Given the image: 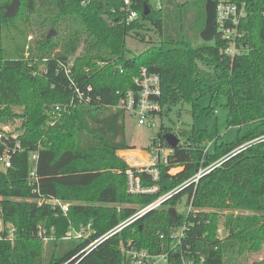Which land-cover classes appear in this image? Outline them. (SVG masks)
Returning a JSON list of instances; mask_svg holds the SVG:
<instances>
[{
	"label": "trees",
	"instance_id": "16d2710c",
	"mask_svg": "<svg viewBox=\"0 0 264 264\" xmlns=\"http://www.w3.org/2000/svg\"><path fill=\"white\" fill-rule=\"evenodd\" d=\"M12 1L0 0V123L13 122L3 121L14 116L9 106H24L19 125L27 150L15 157L11 169L0 170L3 218L17 228L13 242L0 233V264H123L121 249L129 242L154 254L170 251L169 240L160 236H168L183 221L189 224L187 243L197 264L199 257L204 264H255L254 256L264 250V141H258L264 137V0H246L247 16L239 26L243 37L233 55L227 53L230 43L217 25L219 0H203L202 12L188 25V0H168L173 8H164L162 0L164 9L159 10L150 0H132L130 10L122 0H20L18 15L7 20L5 9ZM131 11L138 18L128 21ZM52 30L56 34L48 38ZM191 33L200 45H193ZM146 38L150 48L129 55L127 40L145 43ZM36 58L42 64L33 63ZM69 65L70 77L64 72ZM142 67L160 75L163 109L190 105L195 115L203 98H210L207 112L225 101L227 124L237 129V136L206 152L205 130L174 133L161 125L152 145L168 147V134L178 135L180 144L168 165L157 166L156 182L139 175L144 186H157L158 191L132 195L127 175L132 168L116 154L131 148L127 113L113 106L117 91L130 89ZM77 89L85 99L78 98ZM57 105L69 109L51 125ZM35 151V184L43 197L68 204L67 215L59 207L32 201L36 196L28 159ZM122 155L132 165L146 163L139 152ZM220 160L221 166L196 184L86 250L132 218L140 211L137 206L147 207ZM189 205L188 216L178 212L179 206ZM170 209L176 210V219ZM221 219L223 237L217 235ZM88 227L85 238L60 241ZM44 239L49 240L46 248ZM172 258V264L180 263L177 256Z\"/></svg>",
	"mask_w": 264,
	"mask_h": 264
},
{
	"label": "built area",
	"instance_id": "2783aa9c",
	"mask_svg": "<svg viewBox=\"0 0 264 264\" xmlns=\"http://www.w3.org/2000/svg\"><path fill=\"white\" fill-rule=\"evenodd\" d=\"M152 5L162 9V0H150ZM124 9L130 10L132 0H122ZM264 16V12L262 13ZM247 16V2L246 0H219L217 5V25L224 38H226L230 46L227 49V53L235 54L236 44L239 39L243 37L240 33L239 26L241 20ZM138 18L136 12L131 11L128 15V21H133ZM72 64V63H71ZM70 64V65H71ZM64 67V72L70 77L71 67ZM133 86L126 91H117L118 103L113 106L116 110L125 111L129 116L134 117L138 126H156V123L160 121L163 114V107L160 102L162 95L161 90V77L157 73H152L147 68H140L137 75L132 79ZM90 90V89H89ZM78 98L85 99L83 93L80 90H76ZM87 102L90 98H87ZM69 106L57 105L51 110L50 124L54 125L60 121L65 113L68 111ZM23 130L21 125L16 122H4L0 123V170L3 172L8 171L13 167L14 159L17 155L26 152V147L23 146ZM258 141H264V137L259 138ZM180 144V143H179ZM42 146L39 145L38 149ZM209 146L206 148V152ZM173 148L170 146L164 147L161 144H157L151 148L147 158V162L143 165L132 167V170L127 171L128 175V192L132 195H145L152 194L158 191V187H146L143 185L140 174H147L152 177V181L156 182L159 179L158 165H168L169 158L173 154ZM38 151L31 152L29 154V181L31 185H34L32 193L36 198L32 200L39 206L44 204H50L54 208L59 207L64 215H67L69 211V205L56 199H47L40 194L38 187L39 178L37 177V164H38ZM225 160V159H224ZM224 160L218 161L215 165L208 169L200 170V172L183 187L176 188L172 192L160 197L155 202L151 203L147 207L138 211L132 218L120 224L118 227L110 231L106 236L92 243L86 250H90L99 244L103 239L111 237L119 233L123 228L129 226L146 212L159 208L164 201L170 199L174 194L179 193L185 186L196 184L202 175L210 173L214 168L221 166ZM134 169V170H133ZM174 171V170H173ZM171 171V173L173 172ZM35 182L37 184H35ZM192 211V205H189L183 214L188 216ZM185 219V218H184ZM17 228L11 224L6 223L3 218L2 209L0 207V233L7 237L8 240L14 241ZM189 232V224L183 221V224L173 230L168 236L161 235L160 240H169L170 251L160 254H154L150 250L139 249L132 245L131 242L121 249L124 255L123 264H172L175 255L179 258V264H197L195 255L192 253L190 245L187 243V236ZM89 233V227L87 230H81L79 232L71 231L68 233L65 239H82ZM225 234L224 227L217 228V235L223 237ZM172 258V260H171ZM204 257H199L198 264H204Z\"/></svg>",
	"mask_w": 264,
	"mask_h": 264
},
{
	"label": "rangeland",
	"instance_id": "374dc122",
	"mask_svg": "<svg viewBox=\"0 0 264 264\" xmlns=\"http://www.w3.org/2000/svg\"><path fill=\"white\" fill-rule=\"evenodd\" d=\"M163 1L165 2L164 8H166V6H169L167 4L168 0H163ZM175 1L177 3H183V4L186 3V0H175ZM188 3L189 4L188 6H186V9L188 10L189 7L190 10L187 16V20H188L187 25L189 24V22L190 23L193 22L196 16L195 13L199 14L202 12L203 0H188ZM153 7L159 10V8L155 6ZM169 7L173 8L172 6ZM148 35H151L153 39H156L157 37L156 35H154L153 32H149ZM190 37L194 46L200 45V41L196 38V36L193 33L190 34ZM31 40L32 37H29L28 41L31 42ZM148 41H150L148 38H146L145 43L133 39H128L127 47L131 51V54L129 55L136 56L149 49L152 44ZM28 49L29 47L26 48V51H28ZM26 57L30 58L28 53H26ZM41 62L42 61H40L37 58L33 59V63L42 64ZM198 103L199 105L198 108L196 109L195 115H193L192 107L190 105H179L176 107H171L170 109L166 107L165 109H163L164 112L163 116L160 119V121L156 123V126H138L137 122L135 121V118L127 114L126 139H127V143L130 145L131 148L117 151L116 152L117 156L121 158L124 162H126L130 168L136 167L137 165L130 164L129 161L125 157H123L122 153L136 151L139 152L141 155L142 154L145 155L147 161L148 155L150 153L149 151L153 147L152 139L158 134L161 125L167 129H171L174 133H178L184 129H189V128L191 129L192 127L205 130L207 135L209 136L208 145H209V150L211 152L215 150L216 142L219 144L233 142L237 136V129L230 128L227 124V109L225 107V101H222L219 105H216L213 108V110L210 112L204 111L205 109L209 108L210 105L209 97L201 99ZM3 109L4 107H1V110ZM8 109L11 111V113H13L14 116L13 118L4 117L3 121H7V120L9 121V119H11L13 122L17 121L18 124H20L22 118H19V116L23 114L25 107L22 105H17V106H9ZM176 136L178 137V135ZM175 172H177V170H174L172 173ZM97 187L99 186L97 185L96 188ZM117 208H121V205H117ZM137 208L141 210L143 207L141 208V206H137ZM184 211H185L184 207L181 206L178 207L179 213H183ZM223 225H224L223 219H221L219 221L218 228L224 227ZM71 240H76V239L72 238L68 240L62 238V240L60 241L68 243V241ZM42 243L46 248L49 245V240L44 239L42 240ZM254 260H257L255 264H264V250L261 252V254L254 256Z\"/></svg>",
	"mask_w": 264,
	"mask_h": 264
},
{
	"label": "water",
	"instance_id": "95a60500",
	"mask_svg": "<svg viewBox=\"0 0 264 264\" xmlns=\"http://www.w3.org/2000/svg\"><path fill=\"white\" fill-rule=\"evenodd\" d=\"M20 5V0H13L12 3L6 7L4 17L7 20L14 19L19 13ZM54 34H56V31H50L48 38H51ZM165 139L171 148L175 149L179 146L180 140L177 136L168 134L165 136ZM169 213L174 217V219L177 218L175 209H170Z\"/></svg>",
	"mask_w": 264,
	"mask_h": 264
},
{
	"label": "bare ground",
	"instance_id": "6f19581e",
	"mask_svg": "<svg viewBox=\"0 0 264 264\" xmlns=\"http://www.w3.org/2000/svg\"><path fill=\"white\" fill-rule=\"evenodd\" d=\"M147 162V161H146Z\"/></svg>",
	"mask_w": 264,
	"mask_h": 264
}]
</instances>
